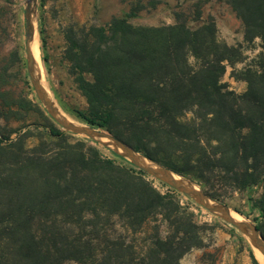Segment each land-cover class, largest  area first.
I'll list each match as a JSON object with an SVG mask.
<instances>
[{
    "label": "trees",
    "instance_id": "16d2710c",
    "mask_svg": "<svg viewBox=\"0 0 264 264\" xmlns=\"http://www.w3.org/2000/svg\"><path fill=\"white\" fill-rule=\"evenodd\" d=\"M225 3L245 42L260 40L255 63L233 73L246 83L242 93L220 81L224 62L241 53L217 39L213 20L192 28L175 14L172 24L134 25L140 3L105 24L66 27L64 57L86 99V124L218 200L225 187L260 184L256 227L264 237V0ZM8 70L0 68V264H180L203 245L201 225L174 189L161 193L143 171L102 156L84 139L70 141L53 124L36 134L30 125L12 127L21 110L41 109L10 97ZM31 136L37 143L28 146ZM116 224L143 230V246L137 251L121 234L112 237ZM250 257L259 264L252 251Z\"/></svg>",
    "mask_w": 264,
    "mask_h": 264
},
{
    "label": "rangeland",
    "instance_id": "374dc122",
    "mask_svg": "<svg viewBox=\"0 0 264 264\" xmlns=\"http://www.w3.org/2000/svg\"><path fill=\"white\" fill-rule=\"evenodd\" d=\"M139 3L143 8L130 19L134 25L172 24L175 21V14L192 28L198 27L203 21L213 20L217 39L228 46L236 47L241 53L238 61L224 62L225 72L220 81L236 93H242L246 89V83L235 78L233 73L255 63L261 51L260 40L256 38L251 42H245L243 26L225 0H37L35 35L41 74L52 95L51 98L59 109L75 121L86 124L80 116V113L86 112V99L68 73L69 64L64 57L66 47L64 29L70 25L105 24L112 16L121 15ZM23 11L24 0H0V68L2 65H9L10 76L7 78L6 88L9 89L10 97L20 98L24 105L28 103L27 101H32L41 110L23 109L20 118L11 119L10 125L22 130L30 125L28 129L36 134L38 130L44 133V127L53 124L64 131L70 137V141L84 139L97 147L102 156L119 164L132 166L87 137L62 129L47 114L45 107L36 97L26 69ZM189 61L194 63L193 57L189 56ZM85 77L91 80V76ZM26 143L28 146L34 145L37 138L31 136ZM146 178L161 193L170 192L171 187L168 185L147 174ZM223 191L225 196L220 200L233 212L254 225L261 223L262 218L256 208L263 192L260 184L241 190L225 187ZM173 195L182 208L194 214L197 223L202 227L199 235L203 245L184 254L180 264H190L193 260L198 264H251L250 251L261 264L248 240L234 227L215 217L187 196L177 191ZM153 224L154 220L150 219L144 229H149ZM162 229L166 230L164 225ZM259 231L263 235V232ZM142 232L143 230H140L132 234L119 224L109 229L112 237L121 234L127 241H132L137 251L143 246ZM61 264L80 263L65 260Z\"/></svg>",
    "mask_w": 264,
    "mask_h": 264
},
{
    "label": "water",
    "instance_id": "95a60500",
    "mask_svg": "<svg viewBox=\"0 0 264 264\" xmlns=\"http://www.w3.org/2000/svg\"><path fill=\"white\" fill-rule=\"evenodd\" d=\"M36 2L37 0H24L23 17L26 69L36 97L43 104L52 120L62 129L87 137L108 149L133 167L187 196L215 217L234 227L248 240L250 246L258 251L261 264H264V237L256 225L245 218L237 217L226 203L211 197L195 181L147 157L122 139L105 130L66 118L54 100L47 95V92L38 88L36 61L30 52L35 32Z\"/></svg>",
    "mask_w": 264,
    "mask_h": 264
},
{
    "label": "bare ground",
    "instance_id": "6f19581e",
    "mask_svg": "<svg viewBox=\"0 0 264 264\" xmlns=\"http://www.w3.org/2000/svg\"><path fill=\"white\" fill-rule=\"evenodd\" d=\"M30 52H31L33 58H34L35 61H36L38 88H39L40 90H43V91L47 92V95L51 98L52 95H50V93H49V89H48V87H47L45 81L43 80V78H42V74H41V69H40V65H41V64H39V56H38V52H39V51H38L37 37H36V35H35V32H34V36H33V42H32V45H31V47H30ZM59 110L61 111V113H62L66 118H68V119H70V120H74L72 117H70L68 114H66L62 109H59ZM74 121H75V120H74ZM233 213H234L237 217H240V218L244 219L243 217H241V216L238 215L237 213H235V212H233ZM253 249H254V251H255L256 256L260 259V255H259L258 251H257L255 248H253Z\"/></svg>",
    "mask_w": 264,
    "mask_h": 264
},
{
    "label": "crops",
    "instance_id": "0c3cea01",
    "mask_svg": "<svg viewBox=\"0 0 264 264\" xmlns=\"http://www.w3.org/2000/svg\"><path fill=\"white\" fill-rule=\"evenodd\" d=\"M190 264H198V263H196V262L193 260Z\"/></svg>",
    "mask_w": 264,
    "mask_h": 264
}]
</instances>
